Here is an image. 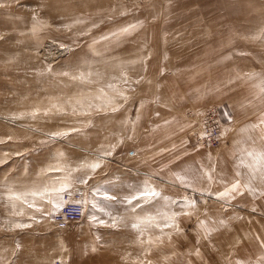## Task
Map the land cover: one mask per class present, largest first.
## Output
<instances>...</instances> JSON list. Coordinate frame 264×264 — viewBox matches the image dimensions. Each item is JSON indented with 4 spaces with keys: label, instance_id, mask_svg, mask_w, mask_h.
I'll list each match as a JSON object with an SVG mask.
<instances>
[{
    "label": "rangeland",
    "instance_id": "1",
    "mask_svg": "<svg viewBox=\"0 0 264 264\" xmlns=\"http://www.w3.org/2000/svg\"><path fill=\"white\" fill-rule=\"evenodd\" d=\"M122 12L125 14L121 15ZM34 15H38L40 20L49 25L35 36L30 32ZM77 19L84 23H76ZM185 23L201 24L205 35L217 33L221 44L228 43L224 47L231 52V62L234 63L232 68L236 72L242 70L240 63L246 64L243 71L264 72V43L245 38L264 28V0H2L0 141L4 142L0 143V159H5V154L7 158L6 163H0V182L7 181L24 186L26 184L22 178L25 181V178L32 177L34 183L35 168L48 166L58 151L64 152L67 157L68 154L75 155L78 163L99 149L103 140L109 145L107 137H103V127L108 133L110 128H115L116 112L93 111L90 116L45 117L43 109L50 106L49 98L63 99L81 93L96 96L99 95L98 88L104 87L108 92L105 86L112 83L127 89L128 102H119L130 106L134 90L141 83L135 81H144L147 78L130 77L128 84L124 85L120 76V65L123 64L131 73L140 61L138 53L142 46L139 44L146 43L147 39L162 41L170 38L172 33L179 32L173 29L175 25L179 27V24ZM93 24L97 26L92 27ZM127 25H136V29L126 36L112 37L109 41L101 40L102 36ZM163 47V42L160 46H155L156 49ZM49 65L51 72L48 71ZM65 71H91L99 73L100 77L94 76L92 84H81L57 75ZM211 105H217L219 128L223 127L222 115L226 110L223 103L208 102L195 113H188V118L194 122V145L201 144L198 141L201 114ZM37 108L41 112L36 118L27 115ZM20 113L26 115L23 118H14ZM119 114L122 117L119 123L131 121V108L120 110ZM88 121L91 123L86 127ZM72 128L80 131L40 143L47 139L46 133ZM8 137L12 139L9 140ZM218 142L219 139H215L213 144L203 145L202 148L208 149L216 146ZM131 156L132 149L128 148L124 139L109 158V162L102 167V173L94 176L102 179V190L126 189L130 184L149 178L147 170L133 163ZM181 158H173L174 171L190 168L180 166L184 161V157L182 160ZM123 181L128 184L125 185ZM152 181L151 179L153 184ZM155 186L171 198L188 196L197 200L199 211L191 219L180 218L184 234L174 236L171 246L165 239L164 245L154 248L147 257L152 264H176L175 257L167 262L164 260L173 251L185 254L184 264H189V261L191 264H227V259H248L249 254H244L247 250L246 243L251 244L254 240L249 233L260 229L259 222L255 220L260 213L257 206H229L223 202L218 203L199 191L163 182L158 178ZM76 189L89 201L93 200L92 192L85 189L84 185H75L73 191ZM3 190L0 184V192ZM95 199L98 204L111 208L114 214L129 215L120 204L104 201L99 195ZM164 204L165 201L158 197L144 204V210H162ZM47 207L45 206L46 209ZM176 210L179 211L178 208ZM205 212L211 220L225 221V226L219 227L209 241L199 240L196 226L197 216L203 219L205 217L202 214ZM10 213L11 209L5 202L0 201V257L5 258L7 264H12L13 260L15 264H53L54 261L59 264L61 259L66 264H134L143 251V248L133 243L137 234L129 227L111 229L90 225L88 217L93 214L100 215L90 204L85 206L84 214L77 221L65 228L55 227L51 218L31 209L25 208L22 216H13ZM16 222L28 224L30 227L8 231L12 223ZM150 231L153 236L159 234L158 230ZM97 236L100 237V242L97 251L92 252L91 246ZM238 240L243 243L234 247ZM61 243L67 249L66 252L59 247ZM17 244L20 245L18 259L11 255ZM195 248L200 249L199 257L187 255ZM127 253H131L127 260L122 259ZM253 257L251 256L252 259Z\"/></svg>",
    "mask_w": 264,
    "mask_h": 264
},
{
    "label": "snow or ice",
    "instance_id": "2",
    "mask_svg": "<svg viewBox=\"0 0 264 264\" xmlns=\"http://www.w3.org/2000/svg\"><path fill=\"white\" fill-rule=\"evenodd\" d=\"M0 3H2V0H0ZM124 14L123 12L121 13V15ZM76 23H84V21L77 19ZM48 26L49 25L45 21L38 18V15H34L30 32L35 36ZM96 26L95 24L92 25V27ZM65 27L71 26L65 25ZM135 29L136 25H127L106 36H102L101 40L109 41L112 37L126 36ZM88 31H91V29H88ZM81 34L83 35L86 33ZM245 38L251 41H260L264 43V28H261L258 33ZM94 43H98V41H94ZM61 47H63V45ZM143 59L144 58H141V60ZM120 67L123 69L125 66L121 64ZM48 71H52L50 65L48 66ZM57 75L68 77L73 82L81 84H92L94 83V76L97 78L100 77L99 73H93L91 71H79L76 73L65 71ZM120 76L122 78V83L127 85L130 79L127 72L121 71ZM236 79H244L253 82L252 87L258 90L252 93V99H248L247 104L242 105V107L251 105L253 100L257 98L260 99L261 103H264V72H247L243 73V75L237 74ZM135 83H140V81L137 80ZM229 83H232L231 79ZM105 87L109 91L106 92L104 87L98 88L97 91L99 95L96 96L81 93L63 99L61 97H50V106L43 109V115L45 117L52 115L90 116L93 111L96 113H107L108 111L115 113L120 111L124 104L119 101L127 103L129 100L127 89L120 88L112 83L107 84ZM94 101H98V103H94ZM40 112L41 109L37 108L27 115L36 118ZM25 115V113H20L14 118H23ZM157 115H159V113H157ZM90 123L91 121H88L85 126L87 127ZM165 123H170V121H165ZM133 124H135V121ZM184 127L185 126L182 125L180 130L183 131ZM186 127L191 128L192 125L188 124ZM77 131H80V129L72 128L67 131L46 133L47 139L40 143H47L56 138L67 136L70 132ZM229 131L230 129L225 127L219 128L217 133H213L205 128L200 132V140L203 141L205 137L221 139L224 138ZM240 131L247 134L246 141H250L252 145L256 144V139L250 135L253 131L258 132V139L264 142V113L261 114L257 123L247 125ZM132 138L131 135L126 137V139L129 140ZM8 139L11 140L12 137H8ZM124 139L123 137L119 138L115 144H109L107 146L101 145L99 149L90 153L88 157L80 160L76 164L69 163L67 155L62 151H58L53 157L55 163L41 170L40 175L42 179L39 182L24 186H17L7 181L0 182L4 189L0 192V201L6 203V206L11 209L10 214L13 216L24 215V209L27 208L49 218L56 216L66 207L71 206H75L76 210L83 215L85 206L90 204L95 212L100 213V215L93 214L88 217L90 225L97 227L103 226L111 229H119L121 226L129 227L137 234L136 240L133 243L143 248V251L140 253V256L136 258L134 264H152V262L147 259L148 255L154 248L164 245L165 239L171 246L174 236L184 234V230L180 226V218L188 217L191 219L196 215L199 211L198 202L188 196L171 198L164 195L160 189L151 183L150 177L136 184L129 185L126 189L102 190L99 182L90 185L89 181L93 179L99 169L109 162V158L112 157L116 148L124 142ZM3 142L4 141H0V143ZM202 146L203 144L198 145V147ZM173 147L175 148V146ZM238 151V163L236 164L232 181L230 183H224L223 191H217L215 193L217 199L225 201L229 206L232 200L236 199L238 196H244L246 193L264 198V147L257 149L253 146L248 149L241 148ZM16 155H21V153H16ZM233 155H237L236 150L233 151ZM6 158L7 154H5V159H0V163H6ZM209 160H212L211 154H209ZM241 168L246 169V171L241 172ZM53 173H58L59 175L54 176L52 175ZM171 177L172 184L191 188L193 191H198L195 186L197 179L205 180L209 184L222 180V176L216 175L215 163H212L211 167L199 164L198 167L181 169L179 172H173ZM75 185L87 186L88 190L92 192L93 200L89 201L79 189H76L74 193L73 190ZM74 194L81 198L72 199ZM97 195L104 201L122 205L129 215L114 214L111 208L96 202L95 198ZM208 195H212L211 191L208 192ZM158 197L165 201L164 208L162 210L158 209L155 212L145 211L144 204ZM45 206H48L47 209ZM177 208L179 211L176 210ZM253 211H255V209H253ZM202 215L205 218L202 219L197 216L196 226L198 229V238L199 240L209 241L212 234L218 231L219 227L225 226V221L223 219L211 220L207 217L206 212ZM30 219H35V217H30ZM6 223L10 222L6 221ZM25 227H30V225L16 222L12 223V227L7 230L13 231ZM152 229L158 230L159 234L153 236L150 231ZM166 229L170 231H165ZM256 240L259 241V252L255 256V259L249 258L233 261L226 258L227 264H264V239L257 236ZM99 242L100 237L97 236L91 246L92 252L97 251ZM242 243V240H238L234 247ZM59 247L62 251H67L64 244L61 243ZM19 249L20 245L17 244L15 250L11 253V255L17 259L19 258L17 255ZM130 255L131 253H127L122 259L127 260ZM184 255V253L173 251L171 256L166 255L164 260L167 262L171 260L172 257H175L176 264H184ZM187 255L199 257L201 255L200 249L195 248L194 251ZM141 257H143V259H141ZM0 264H7L6 259L0 257ZM12 264H15L14 260ZM53 264H57V262L54 261ZM59 264H66V262L61 259ZM189 264H191L190 261Z\"/></svg>",
    "mask_w": 264,
    "mask_h": 264
},
{
    "label": "crops",
    "instance_id": "3",
    "mask_svg": "<svg viewBox=\"0 0 264 264\" xmlns=\"http://www.w3.org/2000/svg\"><path fill=\"white\" fill-rule=\"evenodd\" d=\"M176 25L173 29L179 32L172 33L170 38H164L162 41L147 39L146 43L139 44L142 46L138 53L140 61L131 73L128 68L122 69L127 72L128 77L147 79L140 81L137 90H134L131 105L120 109L131 108V121L119 123L122 114L116 112L115 128H110L108 133L103 127V137H107L109 144H113L119 138L126 139L131 135L133 138L126 141L128 148L132 149V162L147 170L154 186L156 178L163 182H171V174L177 172L174 171L173 158L184 157L180 164L183 168L198 167L199 164L211 167L212 163H215L216 175L222 176V180L209 184L205 180L197 179L195 186L200 193L218 203H225L217 199L215 193L223 191L224 183L232 181L238 163V150L253 146L257 149L264 147V142L258 139V132L250 133L256 139V144L252 145L250 141H246L247 134L240 131L245 126L258 122L264 113V103L257 98L251 105L242 107L247 104L248 99H252V93L258 90L252 87V82L236 79L237 74L243 75L247 72L243 71L246 64L238 63L242 70L238 72L233 70L231 52L224 47L228 43L221 44L217 33L205 35V29L201 24L185 23L179 24V27ZM161 42L164 47L156 49L155 46H160ZM230 79L232 83H229ZM212 101L223 103L226 110L222 115L224 121L222 128H229L230 131L224 138L219 139L216 146L204 150L193 143L194 122L188 118V113H195ZM165 121L170 123L166 124ZM188 124L192 127H186ZM182 125L185 126L183 131L180 130ZM103 145L107 146V141L103 140ZM234 150L237 151L236 156L233 155ZM209 154L212 157L211 161ZM133 157L136 158L135 161ZM68 162L76 164V156L68 154ZM50 164H54V161L51 160ZM46 167L35 168L34 182L42 179L40 173ZM102 171V168L99 169L95 176ZM240 171L245 172L246 169L241 168ZM94 179L96 181H93ZM117 180H120V175L117 176ZM22 181L26 185L33 183L32 177L25 178V181L22 178ZM97 182L102 189L101 178L93 177L89 184L94 185ZM123 183L128 184L127 181ZM84 188L88 189L85 185ZM209 191L212 195H208ZM231 205L257 206L259 209V218L255 220L259 222L260 229L259 231L254 229L249 233L254 240L251 244L246 243L247 250L244 253L249 254L248 259L251 256L255 259L259 252V241L256 237L264 239V198L246 193L232 200Z\"/></svg>",
    "mask_w": 264,
    "mask_h": 264
},
{
    "label": "built area",
    "instance_id": "4",
    "mask_svg": "<svg viewBox=\"0 0 264 264\" xmlns=\"http://www.w3.org/2000/svg\"><path fill=\"white\" fill-rule=\"evenodd\" d=\"M218 107L217 105H211L203 110L199 122L198 128V141L204 146L211 145L215 142V138L205 137L203 141L200 140V132L207 128L213 133H217L219 129V117H218ZM75 193V191H74ZM81 197L73 195L72 199H80ZM82 215L76 210L75 206L66 207L59 214L51 217L53 225L57 228L68 227L72 222L77 221ZM63 225V226H61Z\"/></svg>",
    "mask_w": 264,
    "mask_h": 264
},
{
    "label": "bare ground",
    "instance_id": "5",
    "mask_svg": "<svg viewBox=\"0 0 264 264\" xmlns=\"http://www.w3.org/2000/svg\"><path fill=\"white\" fill-rule=\"evenodd\" d=\"M60 51H61V49H60Z\"/></svg>",
    "mask_w": 264,
    "mask_h": 264
}]
</instances>
